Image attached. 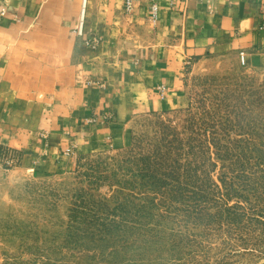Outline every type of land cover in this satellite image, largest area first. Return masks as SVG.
Segmentation results:
<instances>
[{"label":"rangeland","instance_id":"1","mask_svg":"<svg viewBox=\"0 0 264 264\" xmlns=\"http://www.w3.org/2000/svg\"><path fill=\"white\" fill-rule=\"evenodd\" d=\"M133 144L0 167V264H264V67L208 57Z\"/></svg>","mask_w":264,"mask_h":264},{"label":"crops","instance_id":"2","mask_svg":"<svg viewBox=\"0 0 264 264\" xmlns=\"http://www.w3.org/2000/svg\"><path fill=\"white\" fill-rule=\"evenodd\" d=\"M81 4L0 0V167L130 147L135 117L190 104L198 60L264 67V0H90L83 37Z\"/></svg>","mask_w":264,"mask_h":264},{"label":"built area","instance_id":"3","mask_svg":"<svg viewBox=\"0 0 264 264\" xmlns=\"http://www.w3.org/2000/svg\"><path fill=\"white\" fill-rule=\"evenodd\" d=\"M89 1L90 0H82V4H81V11H80V15L78 16L77 19V24L74 28V32L76 33V35L83 37L85 35V30H86V22H87V16H88V8H89ZM124 2V9L126 10L127 13H130L133 11L134 7H135V2L136 0H123ZM153 11H154V15H157V11H158V5L157 3H154L152 5ZM2 14H5V10L1 11ZM100 42V38L99 37H92V40L88 41V44H90L92 47H97V45ZM244 53H242L243 56ZM244 59V56H243ZM161 91L164 92L165 91V87L161 88ZM73 151L72 149H69L67 151V154H72Z\"/></svg>","mask_w":264,"mask_h":264}]
</instances>
